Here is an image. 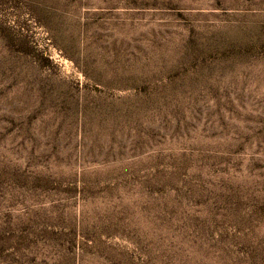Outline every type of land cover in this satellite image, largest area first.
<instances>
[{
	"label": "rangeland",
	"instance_id": "rangeland-1",
	"mask_svg": "<svg viewBox=\"0 0 264 264\" xmlns=\"http://www.w3.org/2000/svg\"><path fill=\"white\" fill-rule=\"evenodd\" d=\"M0 264H264V0H0Z\"/></svg>",
	"mask_w": 264,
	"mask_h": 264
}]
</instances>
